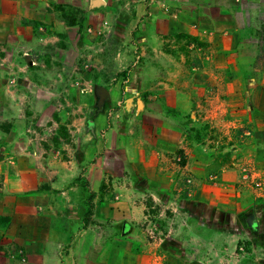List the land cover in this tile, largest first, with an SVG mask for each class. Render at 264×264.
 <instances>
[{
    "label": "rangeland",
    "instance_id": "1",
    "mask_svg": "<svg viewBox=\"0 0 264 264\" xmlns=\"http://www.w3.org/2000/svg\"><path fill=\"white\" fill-rule=\"evenodd\" d=\"M26 14L38 32L25 49L0 36V79L13 78L8 95L0 80V159L45 157L51 170L56 156L78 161L69 222L77 232L99 231L107 256L133 232L124 249L150 255L136 264H168L162 253L179 249L190 224L201 234L189 236L193 258L264 264V0H42L26 4ZM6 105L11 121L1 117ZM158 129L172 141L162 175L122 155L130 140L136 147L133 130L155 143ZM119 182L135 190L134 211L115 206L126 200ZM20 202L0 196L3 231L14 212L26 215ZM58 214L66 226V210ZM51 216L44 212V221ZM210 230L219 232L211 243ZM10 231L45 241L50 229ZM22 248L2 245L20 255L17 264H70L67 242L42 244L36 263L26 255L36 251Z\"/></svg>",
    "mask_w": 264,
    "mask_h": 264
},
{
    "label": "crops",
    "instance_id": "2",
    "mask_svg": "<svg viewBox=\"0 0 264 264\" xmlns=\"http://www.w3.org/2000/svg\"><path fill=\"white\" fill-rule=\"evenodd\" d=\"M26 4L34 6L37 4L41 5L42 0H0V36L5 38L6 41L8 40V42L16 44L20 49H25L26 45L29 43L26 40L27 37L35 38L36 33L38 32L35 27L26 24L28 16L26 14ZM32 12H34L32 14L36 13L35 10H32ZM33 38H29L30 44H32ZM7 48L9 49L8 44L6 46V49ZM12 79L13 78L11 76H6L5 78L0 79L2 81V87L5 88L7 95L9 92L7 85L12 82ZM25 83L26 79H18L19 85H23ZM23 93L24 90L19 86L17 92V96L19 97L18 105L15 106V104H13L9 106L13 107L14 109L19 107L20 97L23 95ZM42 99H45V97H42ZM9 100L13 99L8 97V102ZM12 113L13 112L10 110V108L6 105L3 112L1 113L2 120L11 121V116H13ZM17 116H20V113ZM131 133V139L134 141L137 140L136 147H131L132 141L130 140V143L124 144L126 149L122 147V155H126V160H128L129 164L137 165V167L139 166V169L140 166L143 168L147 166L149 168L148 165L151 164L154 169L161 173L158 167L160 163L166 161L167 157L165 152L168 151L169 147V145L165 144V141L167 143L172 142L168 141V137L164 133V130L158 129L154 131L153 139L155 143H152L146 136L143 138L145 140L144 141L141 136H139L138 130H133ZM147 140L150 142H146ZM62 159L63 158L56 156L55 162L57 167H53L52 170L51 167H48L47 165L50 164L51 161L45 157L43 159L40 158L38 161L32 157H21L14 155L8 157V159H0V164L2 165V169L0 171V180H3V186L0 187V196L14 197L18 203H21L20 200L22 202L28 203L26 205L28 210L25 209L26 215L24 210L21 211V213L19 211H13L14 216H12V211L7 213L4 211V215H10L12 218L9 220L10 222L7 230L6 228L4 231L0 229V264H17L20 262V259H18L20 255L16 257L10 256V254L7 255L4 250H2V245L8 246L10 250L18 249V247L22 248V245V249L24 250L29 248L35 250L36 252H30V254L26 255L27 260L36 263L37 260H39L38 256H42L45 253L42 251V244H61L65 242L69 244L70 253L67 259L69 260L70 264H118L117 259L123 257V255L125 259H129L128 264H136L135 262L140 259H146L148 262L150 260V255L133 252L132 247L128 251L124 249V245L126 247L127 244H131V242H134V240L137 238L136 236L132 237L134 236L133 232H130V234L128 233L129 235L126 234V236L122 235L112 243L110 242L117 252L113 249H110V252L107 256L108 244L106 245L105 238L101 236L99 231L93 232L91 229H88L85 226H83L78 232L76 230H72L69 220H72V214L75 213L76 203L74 202L76 201V198L74 197V194L79 193L78 189L73 184V181L75 180V177L78 176L76 171L77 169L80 170V166L79 162L75 161L73 158L70 160ZM37 163L40 166H37ZM145 163L146 165H142ZM42 164L44 167L41 166ZM65 165L66 169L68 170H64ZM90 168L91 167L89 166V171L91 170ZM141 171L144 172V170ZM157 175L159 179L162 177H160L159 174ZM133 177V175L132 177L128 176V179H134ZM162 179H166V177H163ZM47 182L50 184L49 187L45 186ZM116 187V191L119 194L118 197L122 198V196H125L126 198L123 199L126 200H119L117 203L118 205L116 204L115 206H120V208L131 206L133 209L131 211H134L135 206H138V203L135 200L132 201L128 199V197H133L135 190L129 188L127 184H123L122 182L116 183ZM43 204H48L50 206V210L48 211L46 206L44 209ZM102 208H104L102 209L104 212H109L110 210L108 208V203H106ZM64 210H66L68 217L65 219V223L67 222L66 226L60 225L58 220L60 215L58 212H63ZM44 212L54 216H51V218L44 221ZM21 214H23L22 218ZM55 216L58 218H55ZM15 226L19 228L34 227L38 229L45 227L50 229V231L48 234H46V239L44 241L41 237H30L25 235L21 236L12 233L10 229ZM61 227L64 229L63 232L60 230ZM65 228L67 231H65ZM184 230L185 235L182 237L184 238V241H178V243H180L179 249L176 250V248L173 247L169 248V252H163V257H161L165 258L164 260L168 261V264H191V262L193 264H214L215 260L211 257L212 255L208 254L207 252L195 258L189 254V236H193L192 239L197 240L196 236L199 237L201 234L190 224L185 226ZM211 235H214V237L210 236L211 240H207L210 243L215 237H219V232L211 231ZM181 246H184V248H181Z\"/></svg>",
    "mask_w": 264,
    "mask_h": 264
},
{
    "label": "water",
    "instance_id": "3",
    "mask_svg": "<svg viewBox=\"0 0 264 264\" xmlns=\"http://www.w3.org/2000/svg\"><path fill=\"white\" fill-rule=\"evenodd\" d=\"M99 3H104V0H95V5H98ZM102 91L107 92L105 88H102Z\"/></svg>",
    "mask_w": 264,
    "mask_h": 264
}]
</instances>
